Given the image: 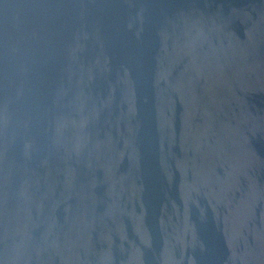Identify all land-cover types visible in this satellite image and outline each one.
Here are the masks:
<instances>
[{"label": "water", "instance_id": "obj_1", "mask_svg": "<svg viewBox=\"0 0 264 264\" xmlns=\"http://www.w3.org/2000/svg\"><path fill=\"white\" fill-rule=\"evenodd\" d=\"M0 264H264V0H0Z\"/></svg>", "mask_w": 264, "mask_h": 264}]
</instances>
